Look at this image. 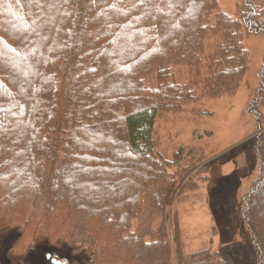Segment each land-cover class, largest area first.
<instances>
[{"label": "trees", "instance_id": "16d2710c", "mask_svg": "<svg viewBox=\"0 0 264 264\" xmlns=\"http://www.w3.org/2000/svg\"><path fill=\"white\" fill-rule=\"evenodd\" d=\"M261 31L250 1L233 19L215 0H0V230L66 244L86 264H228L182 257L176 233L173 249L167 212L185 175L156 152L153 127L200 82L209 96L233 90L242 37ZM255 153L239 217L250 264H264V132Z\"/></svg>", "mask_w": 264, "mask_h": 264}, {"label": "rangeland", "instance_id": "374dc122", "mask_svg": "<svg viewBox=\"0 0 264 264\" xmlns=\"http://www.w3.org/2000/svg\"><path fill=\"white\" fill-rule=\"evenodd\" d=\"M215 1L217 10L233 19H239L245 1L264 10V0ZM263 33H244L245 71L233 90L209 96L200 82L194 86L192 102L155 119L156 152L177 162L171 171L180 168L185 175L177 182L167 212L173 249L176 233L182 257L209 250L219 252L228 264H234V258L250 264L249 234L239 213L257 176L255 150L264 132ZM215 37L209 35L205 53ZM202 67L201 75L205 63ZM176 79L189 83L185 69L176 73ZM88 258L55 240L31 238L22 229L0 230V264H86Z\"/></svg>", "mask_w": 264, "mask_h": 264}, {"label": "water", "instance_id": "95a60500", "mask_svg": "<svg viewBox=\"0 0 264 264\" xmlns=\"http://www.w3.org/2000/svg\"><path fill=\"white\" fill-rule=\"evenodd\" d=\"M48 258V257H47ZM53 264H56V262H52Z\"/></svg>", "mask_w": 264, "mask_h": 264}]
</instances>
